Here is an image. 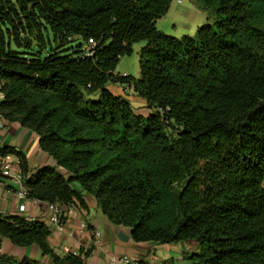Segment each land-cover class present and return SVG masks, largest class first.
I'll use <instances>...</instances> for the list:
<instances>
[{
    "label": "trees",
    "instance_id": "1",
    "mask_svg": "<svg viewBox=\"0 0 264 264\" xmlns=\"http://www.w3.org/2000/svg\"><path fill=\"white\" fill-rule=\"evenodd\" d=\"M197 1L214 22L175 37L155 25L172 0H0V116L35 133L61 172L29 175L26 156L4 150L41 203L87 210L85 192L136 243L195 242L192 264H264V0ZM140 41V77L115 74ZM50 235L0 213V264H43L4 253V239L86 264L92 248L59 256Z\"/></svg>",
    "mask_w": 264,
    "mask_h": 264
},
{
    "label": "crops",
    "instance_id": "2",
    "mask_svg": "<svg viewBox=\"0 0 264 264\" xmlns=\"http://www.w3.org/2000/svg\"><path fill=\"white\" fill-rule=\"evenodd\" d=\"M1 99L2 94L0 93ZM0 144L2 147H11L21 151L26 156L29 175L46 167L61 172L55 160L40 149L37 135L17 123L5 122V128L0 130ZM83 195L88 209L75 205L62 207L65 213L64 221L62 228L57 229L48 221L50 212L45 203L30 200L27 202V211L20 213L18 206L23 200L17 197L13 187L0 181V213L5 216L22 215L45 222L51 228L48 242L59 256L67 253L79 254L82 248L84 251L92 248L90 255L85 258L86 264H108V257L111 254L129 255L139 260L140 264H185L184 261L190 251L198 249L196 243L192 241L171 244L136 243L132 238L130 228L113 224L101 212L92 195L85 192ZM97 231L100 232L99 237L95 236ZM66 248L69 249L68 252L65 251ZM2 251L18 260L27 256L43 264H54L49 257L41 256L36 245L21 248L12 245L8 239H4Z\"/></svg>",
    "mask_w": 264,
    "mask_h": 264
},
{
    "label": "rangeland",
    "instance_id": "3",
    "mask_svg": "<svg viewBox=\"0 0 264 264\" xmlns=\"http://www.w3.org/2000/svg\"><path fill=\"white\" fill-rule=\"evenodd\" d=\"M210 22L213 23L214 19L212 15L205 12L201 4L197 0H172L171 6L167 14L156 21V28L158 31L175 36L182 37L183 35H194L197 28L203 24ZM146 45L145 41L137 42L133 45V52L131 55H125L120 58L117 65L115 74L123 76L126 74L128 78L134 77L138 79L140 77L139 69V51ZM264 53V46L262 48ZM108 88L116 95H123L135 109L136 113L148 116L154 112L146 106L144 99L138 98L136 95H129L122 88V84L119 82H109ZM92 99L98 100L99 96H95ZM264 186V183H263ZM193 253H200L199 249L190 251L189 255ZM190 260L185 259L184 263L188 264Z\"/></svg>",
    "mask_w": 264,
    "mask_h": 264
},
{
    "label": "built area",
    "instance_id": "4",
    "mask_svg": "<svg viewBox=\"0 0 264 264\" xmlns=\"http://www.w3.org/2000/svg\"><path fill=\"white\" fill-rule=\"evenodd\" d=\"M96 42L93 39H89L85 45L84 54L85 56H92L94 54V49L96 47ZM121 77H126L124 74ZM127 89L129 94L133 93V88L124 84L122 85ZM5 128V121L0 116V130ZM25 176L21 171V159L18 155L10 152H6L4 147L0 144V181H3L6 184H9L11 187L15 189L16 195L19 199H22L23 202L19 204L18 211L23 213L27 211V202L28 201H35L40 202L36 199H32L29 197L27 188L25 186ZM46 207L50 212L48 221L51 225L55 226L57 229H61L63 225V217L65 213L63 209L58 204L54 203H46ZM29 220V217L25 216ZM96 237L100 236V232L97 231L95 233ZM66 252L69 251L68 248L65 249ZM141 262L137 259H133L129 255H115L111 254L108 257V264H140ZM192 264V263H188Z\"/></svg>",
    "mask_w": 264,
    "mask_h": 264
}]
</instances>
